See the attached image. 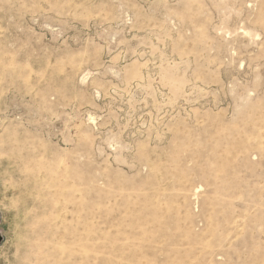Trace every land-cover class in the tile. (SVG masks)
<instances>
[{
  "label": "rangeland",
  "instance_id": "rangeland-1",
  "mask_svg": "<svg viewBox=\"0 0 264 264\" xmlns=\"http://www.w3.org/2000/svg\"><path fill=\"white\" fill-rule=\"evenodd\" d=\"M0 264H264V0H0Z\"/></svg>",
  "mask_w": 264,
  "mask_h": 264
},
{
  "label": "water",
  "instance_id": "water-1",
  "mask_svg": "<svg viewBox=\"0 0 264 264\" xmlns=\"http://www.w3.org/2000/svg\"><path fill=\"white\" fill-rule=\"evenodd\" d=\"M2 241V235H1V232H0V242Z\"/></svg>",
  "mask_w": 264,
  "mask_h": 264
}]
</instances>
